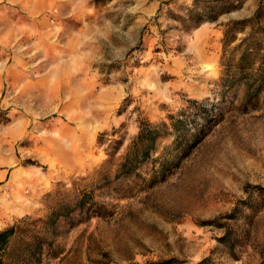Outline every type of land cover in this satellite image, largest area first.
<instances>
[{"label":"rangeland","instance_id":"374dc122","mask_svg":"<svg viewBox=\"0 0 264 264\" xmlns=\"http://www.w3.org/2000/svg\"><path fill=\"white\" fill-rule=\"evenodd\" d=\"M259 2L194 26L192 0H0V228L66 204L41 264H264V55L220 83ZM142 118L165 132L116 175Z\"/></svg>","mask_w":264,"mask_h":264},{"label":"trees","instance_id":"16d2710c","mask_svg":"<svg viewBox=\"0 0 264 264\" xmlns=\"http://www.w3.org/2000/svg\"><path fill=\"white\" fill-rule=\"evenodd\" d=\"M243 0H192V6L188 8L187 20L194 26L210 20H217L220 14L238 8ZM264 23V0H260L254 12L247 16L231 19L225 23L222 37L221 64L224 75L220 78L223 88L231 87L236 80V72L233 67H253L257 55H264V34L260 37L261 30L257 26ZM260 27V26H259ZM242 32V37L238 33ZM236 75V76H235ZM262 83L256 86L258 93ZM246 91L253 97V86L247 85ZM175 127V123H172ZM166 121L153 123L147 118H142L138 123V131L131 143L127 146L121 161L118 162L116 175H126L134 172L137 167L147 160L157 139L164 134ZM176 128V127H175ZM112 152L109 153L111 155ZM86 202L78 198L74 203L75 208H84ZM66 204L52 211L47 219L43 220L46 227L29 229L34 224L30 216H23L8 226L0 228V264H41L43 246L47 240L46 228L49 219L55 220L65 215ZM19 239L20 244L15 246ZM14 248L17 252H14ZM13 253V256H12Z\"/></svg>","mask_w":264,"mask_h":264},{"label":"crops","instance_id":"0c3cea01","mask_svg":"<svg viewBox=\"0 0 264 264\" xmlns=\"http://www.w3.org/2000/svg\"><path fill=\"white\" fill-rule=\"evenodd\" d=\"M5 175H6V173H5Z\"/></svg>","mask_w":264,"mask_h":264}]
</instances>
